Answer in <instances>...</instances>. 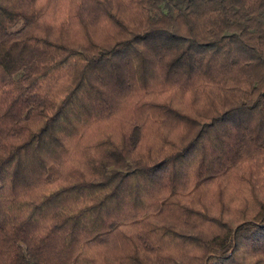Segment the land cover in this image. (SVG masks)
Wrapping results in <instances>:
<instances>
[{
	"label": "trees",
	"instance_id": "1",
	"mask_svg": "<svg viewBox=\"0 0 264 264\" xmlns=\"http://www.w3.org/2000/svg\"><path fill=\"white\" fill-rule=\"evenodd\" d=\"M0 264H264V0H0Z\"/></svg>",
	"mask_w": 264,
	"mask_h": 264
}]
</instances>
